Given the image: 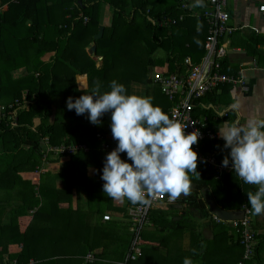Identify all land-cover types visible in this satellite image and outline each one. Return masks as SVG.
Here are the masks:
<instances>
[{"label":"trees","instance_id":"1","mask_svg":"<svg viewBox=\"0 0 264 264\" xmlns=\"http://www.w3.org/2000/svg\"><path fill=\"white\" fill-rule=\"evenodd\" d=\"M61 1L64 12L70 14L63 25L52 19L50 3L55 4L56 0H0V3H8V11L14 15L9 23L15 24L11 43L16 52V57H12L5 46L0 47V55L7 51L0 57V66L11 57L14 62L22 60L29 72L26 81L28 105L19 112L18 125L0 122V264H82L86 253L98 247H103L102 253L91 252L96 258L91 264H105L106 259L124 260L134 238L128 207L137 203L124 198V205L116 206L115 200L102 191L104 159L117 145V141L107 137L112 134L110 113L101 117L102 124H93L86 114L77 115L75 110H68L67 98L87 94L95 82L99 83L103 93L113 79L123 83L130 92L131 82L135 81L144 84L145 94L153 97V103L169 114L174 100L154 83L151 73L156 70L185 75L188 72L185 59L189 57L192 63H199L205 54L206 21L191 14L178 20L180 4L185 0ZM102 4L113 10L112 22L104 27L101 38L94 39ZM10 13H2L0 19L6 22ZM169 17L175 22L167 21ZM228 25L234 30L221 39L238 29ZM198 26L200 31H197ZM91 42L96 44L95 54L103 57L101 66L96 65L86 50ZM48 52L53 55L51 63L45 67L46 62L41 57ZM35 68L40 70L39 76H34L32 70ZM221 71L239 74L226 72L222 61ZM76 74L87 75L86 89L78 88ZM8 88L11 87L6 84L0 87L1 97ZM12 90V101H21V92ZM58 95L62 96L60 103L56 102ZM204 95L198 100L201 101ZM192 113L199 119L205 116L206 127L214 135L201 140L198 156L202 154L216 160L220 144L215 126L217 115L206 108H195ZM34 117L41 119L36 126L32 122ZM97 132L102 134L101 139ZM43 137L52 148L83 144L86 149L42 152L40 140ZM103 142L109 143L111 148L104 149ZM121 156L127 158L126 153ZM51 165H58L57 171L52 170ZM202 165L198 160L200 175L190 174L194 188L189 195L172 203L161 199L150 208L149 220L155 227L141 231L138 245L143 255L125 264H183L185 257L193 261L205 260L203 264H211L213 257L220 258L219 264H258L264 234L251 226L252 246L246 257L241 234L230 221L218 217L219 220L210 213L201 196V190L209 187L217 205L227 210L246 205L244 208H249L252 213L247 193L254 192L256 186L245 184L232 169L223 172L220 179ZM26 171L34 173L35 178L23 179L21 176ZM232 186L239 191L235 196L231 195ZM177 204H183L182 215L177 214ZM8 205L11 207L7 209ZM106 213L111 215V220L102 221ZM117 215L124 219H116ZM176 216L180 218L175 219ZM3 218L8 220L3 222ZM207 226L213 229L211 239L203 232ZM232 229L234 233H230ZM186 231L189 232L190 250L182 247ZM156 238L161 239V249L153 242Z\"/></svg>","mask_w":264,"mask_h":264},{"label":"clouds","instance_id":"2","mask_svg":"<svg viewBox=\"0 0 264 264\" xmlns=\"http://www.w3.org/2000/svg\"><path fill=\"white\" fill-rule=\"evenodd\" d=\"M204 3L205 0H193L192 7H203ZM195 42L200 43L199 39ZM66 107L77 115L86 114L96 125L110 113L112 137L117 145L106 153L101 172L102 191L110 199L127 198L133 204H147L146 194L164 193L171 200L190 194V174H199L198 152L193 148L201 137L199 129L186 132L187 123L172 119L153 103V97L129 92L115 79L103 93L95 82L87 94L75 99L69 96ZM218 136L224 141L223 148L229 150L222 166L230 165L245 184L256 186L254 192L247 193V201L254 215L264 213V115H251L243 124L226 120L219 126ZM122 153H126V159ZM199 162L206 163V158L201 157ZM183 264L194 261L185 257Z\"/></svg>","mask_w":264,"mask_h":264},{"label":"crops","instance_id":"3","mask_svg":"<svg viewBox=\"0 0 264 264\" xmlns=\"http://www.w3.org/2000/svg\"><path fill=\"white\" fill-rule=\"evenodd\" d=\"M12 1H15V0H12ZM185 1L188 2L189 0H185ZM190 1H193V0H190ZM262 2H264V0H227L226 10L230 14L229 24L233 25L235 28L238 27V29L234 31L229 37L220 40V42L224 44V48H225V55L222 57V60H221L222 68L228 73H232V72H236V74L241 73L242 76L247 81V83L249 84L250 90L249 92H243L236 86L222 84L219 88H216L213 91L206 93L204 95V98L201 101L198 100L196 102L195 108H198L199 110L203 108L212 109V111L216 115L218 113L220 114V116L218 115L217 117L215 116L216 117L215 119L216 120V125H215L216 134H217V138L219 139V143H220L219 149H218L219 151L216 155V160L215 158L210 157L209 160L211 162H215V163L222 162V159L224 158L225 155H227L229 151L228 149L223 148L224 141L218 136L219 126H223L226 120L228 122L239 120V122L243 124L246 122V120L251 115H254L257 113L264 115V12L258 10V6ZM0 4L3 5V9L0 12V15L6 11L10 13V10L8 11V3L1 2ZM50 4H52V7H53L52 19L56 21L57 23L58 22L61 23L62 25L65 24L66 22L65 19H69L70 14L64 12L63 1L56 0L55 4L53 2H51ZM196 8L200 9L202 7H196ZM10 15L11 16H7L8 20H6V22L8 21V23L6 24V27H4V24L6 22L5 21L3 22L2 21L3 19H0V32L2 34V39L0 40V47L5 46L8 50V53H10L12 57L14 56L16 57L14 44L11 43V41L14 40L12 38L13 37L12 31L15 30V24L9 23L10 20H13L14 15L11 13ZM112 16H113V10L109 8L108 5L102 4L101 11H100V19H99L100 24L99 25H103L104 27L109 26L112 22ZM43 17L44 15H42L40 19L42 20ZM86 21H87V18L84 19V22ZM8 27L9 29H7ZM93 45L95 46V50L93 52L92 51L90 52V49ZM86 50L88 54L91 55V57L96 61V65L101 66L103 57L99 54H95L96 44L94 42H91L90 45L86 48ZM6 52L7 51H5V53ZM4 54L0 55V57L3 56ZM51 55H53V52H48L41 57V59L44 62H46L45 67H47V65L51 63L50 62ZM14 61H15L14 58L8 57L6 64H2L0 66V87L1 86L4 87L5 84L6 86L11 87V88H8L4 93H2V95L4 94L2 97L0 95L1 97L0 102L3 104L9 103L12 101L10 96L11 94H13L12 93L13 88L15 89V92L17 91L21 92L22 97H25V98L29 91V87H27V82H26L28 81V77H29V72L27 70V67L25 65H22V60L17 61V62H14ZM32 72L35 73L34 76H39L40 70L39 69L37 70L35 68V71L32 70ZM75 79H76V83L79 89H86L88 87V79H87L86 74H76ZM132 91H137L140 94L146 95L145 94L146 86L142 83L133 81L131 82V88H130V92ZM61 100H62V96L58 95L56 98V102L60 103ZM234 104H238L239 108L234 109L233 108ZM200 117L205 118V116H200ZM40 121H41L40 117H34L32 119L34 126L38 125ZM107 135H108L107 137L110 140L116 141L113 139L112 134H107ZM44 139H45L44 137L41 138L40 146L43 143ZM104 144L105 142H103L101 146H103ZM212 151L213 153H215L214 150ZM202 164L206 165L211 171H213L212 173L213 176H216L214 174L215 170L212 164L201 163V165ZM51 166H52V170L57 171L58 165H51ZM10 173H12V175L15 176L13 172H10ZM222 175L223 173L221 174V176ZM35 176L36 175L34 173H29L28 171H26L24 172V174H22L21 177L23 179L32 180L33 178H35ZM193 188H194V184H192L190 192H192ZM206 188H208L209 191L211 192V189L209 187H204L203 189H206ZM238 192L239 191L236 186L231 187L232 196L237 195ZM83 199H85V195H83ZM82 204L85 205V202H83ZM163 204H166V203H163ZM163 204H160V205H163ZM115 205L116 206L124 205V198L121 200H115ZM182 206L183 204H177L175 206L176 208L179 209L177 214L182 215V211L180 209L182 208ZM10 207L11 206L8 205L7 209ZM244 207H246V205ZM244 207H241L235 210L244 211L243 210ZM106 214H109V213H106ZM117 218L122 219L123 217L117 215L116 219ZM174 218L179 219L180 216H176ZM24 219L20 220V226L22 225ZM7 220L8 219L3 218V222ZM102 221H103V216H102ZM251 226H253L254 229H257L258 231L264 234V213L260 215H254L252 212L251 213ZM154 227L155 225L152 222H150L149 224H146L143 227L142 232L144 229L149 230ZM203 232L205 233L206 238L211 239L213 237V229L211 227L209 226L204 227ZM231 232L234 233V230L232 229L230 233ZM153 242L155 243V245L156 244L159 245L160 246L159 248L161 249L162 245H161L160 238H156L155 241L153 239ZM189 243H190L189 232L186 231L183 236V246H182L184 247L183 249L190 250L191 247H189L190 246ZM102 250H103V247H98V248H95V251H88L86 255L90 254L91 252L102 253ZM142 255H143V251H142ZM85 256L83 257L84 263L82 264H85V263L91 264L96 259L95 254L92 255L93 260L86 261ZM257 260H258V264H264V241L261 243L260 253L258 255ZM120 261H124V260L122 259L104 260L105 264H116L117 262H120ZM204 262L205 260L203 261L199 259L194 260V264H203ZM210 262L211 264H219L220 258L213 257L212 261Z\"/></svg>","mask_w":264,"mask_h":264},{"label":"built area","instance_id":"4","mask_svg":"<svg viewBox=\"0 0 264 264\" xmlns=\"http://www.w3.org/2000/svg\"><path fill=\"white\" fill-rule=\"evenodd\" d=\"M193 1L182 2L180 4L181 13L178 15V20L184 19L186 14H191L197 17L199 20H205L207 23V35L204 41L205 54L199 63H192L189 57L185 59L188 65V72L185 75L179 74H167L161 71H153L151 73L152 80L158 85L161 91L170 99L174 100V105L169 111V115L172 119L187 123L188 127L186 132H191L199 129L201 137L198 144H195V149L200 147L201 140L205 138H212L214 135L210 129L206 127L204 118H197L193 116V110L196 107L198 98L221 84H232L239 86L243 92H248L249 85L241 73L235 75L226 74L221 71V60L225 55L224 44L220 42L222 36L226 33H231L234 28L230 27L229 18L230 14L226 10L227 0H205V4L202 8L197 9L192 7ZM3 9V5L0 4V12ZM258 10L264 12V2L259 4ZM175 22V19L167 18V21ZM21 101L15 99L9 103L0 102V122L9 121L11 126L18 125V115L21 110L27 107L28 102L25 97H22ZM97 137L102 138V134L97 132ZM79 148L86 149L83 144L59 147L49 146L47 140L43 141L44 151L54 150L56 153L67 150L68 152H75ZM103 148L110 149L109 143H105ZM206 158L207 164L214 166L215 174L220 177L223 172L231 169L222 166V162H211L210 157L199 154L200 158ZM209 162V163H208ZM146 198L149 200L147 204L137 203L135 206L128 207V217L131 219V230L134 233L133 244L131 250L127 253L124 261L117 262L116 264H125L130 259H135L142 255V249L139 247L141 243V231L143 226L150 223L149 210L155 205L157 201L161 199L168 203H172L175 200L169 199L164 193L158 194H146ZM244 216L241 219L229 220L235 230L241 234L242 242L246 245L245 256H249L252 246V230H251V210L244 208ZM129 219V218H128ZM129 219V220H130ZM217 219H219L217 217ZM111 220L110 214L103 215V221ZM220 220V219H219ZM93 260L91 254L86 255V261Z\"/></svg>","mask_w":264,"mask_h":264},{"label":"water","instance_id":"5","mask_svg":"<svg viewBox=\"0 0 264 264\" xmlns=\"http://www.w3.org/2000/svg\"><path fill=\"white\" fill-rule=\"evenodd\" d=\"M104 26L99 25L98 31L95 34L94 38L99 39L101 38L103 34ZM95 50V46L93 45L90 49V52ZM202 198L204 202L206 203L207 209L210 213L216 215L217 217L221 218L222 220H234V219H241L244 216V211H236V210H226L222 208L221 206L217 205L213 195L209 191L208 188L203 189L201 191Z\"/></svg>","mask_w":264,"mask_h":264}]
</instances>
